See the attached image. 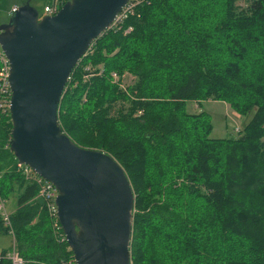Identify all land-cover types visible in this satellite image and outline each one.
Returning <instances> with one entry per match:
<instances>
[{
    "label": "trees",
    "instance_id": "1",
    "mask_svg": "<svg viewBox=\"0 0 264 264\" xmlns=\"http://www.w3.org/2000/svg\"><path fill=\"white\" fill-rule=\"evenodd\" d=\"M17 1L0 9L33 0ZM138 1L73 68L62 132L128 177L131 264H264V0ZM125 73L135 82L122 90L111 75ZM207 99L253 112L238 137L212 139L208 115L185 111ZM10 130L0 113V200L15 195L14 249L25 264H74L37 185L18 171Z\"/></svg>",
    "mask_w": 264,
    "mask_h": 264
},
{
    "label": "water",
    "instance_id": "2",
    "mask_svg": "<svg viewBox=\"0 0 264 264\" xmlns=\"http://www.w3.org/2000/svg\"><path fill=\"white\" fill-rule=\"evenodd\" d=\"M127 1L69 0L41 19L27 1L0 25L9 64V150L55 187L74 264H131L134 193L123 168L104 152L77 146L58 122L73 68Z\"/></svg>",
    "mask_w": 264,
    "mask_h": 264
},
{
    "label": "built area",
    "instance_id": "3",
    "mask_svg": "<svg viewBox=\"0 0 264 264\" xmlns=\"http://www.w3.org/2000/svg\"><path fill=\"white\" fill-rule=\"evenodd\" d=\"M138 2H139L138 0H131V1L128 0L125 6H123L121 10L118 12V14L116 15L115 19L113 20L112 24L108 29L111 28L114 29L119 26H122L124 20L128 17L130 13H132L133 7ZM61 6H62L61 0H53L49 5L43 8L44 16H53L58 12ZM17 8H18L17 6H12L7 12L8 16L14 13L17 10ZM130 31L131 28L128 27L125 30V34L129 33ZM111 76L113 80L115 81L117 80V76L115 74H112ZM8 77H9V64L6 57L4 56V53L0 48V113L6 114L7 116H9V106H10V96H11ZM17 166H18V171L24 176V178L27 181L35 183L37 185L38 191H37L36 199L41 200V202L46 206L47 212H49L50 216L53 218V226L55 227L56 231H60V233H58L59 240L65 241L64 235L62 233V230L60 228L56 216V206L54 201L57 195V191L55 187L49 182L41 179L36 174H34L29 167L19 164ZM4 204L5 202L0 200V218L4 226L8 228V236H10L13 239V234L10 229V220H9L10 214H8L5 211ZM3 258L10 261V264H25V262L19 257V255L15 251L14 247L8 250L4 255H2L0 251V260Z\"/></svg>",
    "mask_w": 264,
    "mask_h": 264
},
{
    "label": "rangeland",
    "instance_id": "4",
    "mask_svg": "<svg viewBox=\"0 0 264 264\" xmlns=\"http://www.w3.org/2000/svg\"><path fill=\"white\" fill-rule=\"evenodd\" d=\"M18 1L20 2V0ZM26 1L27 0H21L22 3ZM52 1L53 0H33L29 3L37 10L38 17L41 19L44 16L43 8L49 5ZM244 5V2L242 1L238 3V6L240 7H244ZM11 6L6 9H0V25L8 21L9 16L7 12ZM116 82H119V87L124 90L135 82V78L132 75L125 73L121 78L117 76ZM117 107L119 108L120 105H117L116 108ZM185 111L190 115H196L200 113H206L208 115L212 126L209 137L212 139L238 137L239 132H241L243 127L250 121L253 114V112H250L246 115H240L234 111L229 104L223 101H213L211 99L201 102L189 101L186 103ZM113 113L115 114L116 111H113ZM4 209L8 214L12 213L16 209L15 195L5 201ZM12 247H14L13 239L8 235L0 234V250H10Z\"/></svg>",
    "mask_w": 264,
    "mask_h": 264
},
{
    "label": "crops",
    "instance_id": "5",
    "mask_svg": "<svg viewBox=\"0 0 264 264\" xmlns=\"http://www.w3.org/2000/svg\"><path fill=\"white\" fill-rule=\"evenodd\" d=\"M12 6H16V5H12ZM12 6H11V7H12ZM11 7H10V8H11Z\"/></svg>",
    "mask_w": 264,
    "mask_h": 264
}]
</instances>
